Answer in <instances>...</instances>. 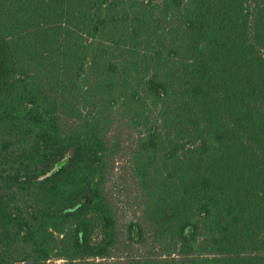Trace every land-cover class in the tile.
I'll return each instance as SVG.
<instances>
[{
    "label": "trees",
    "instance_id": "16d2710c",
    "mask_svg": "<svg viewBox=\"0 0 264 264\" xmlns=\"http://www.w3.org/2000/svg\"><path fill=\"white\" fill-rule=\"evenodd\" d=\"M0 264H264V0H0Z\"/></svg>",
    "mask_w": 264,
    "mask_h": 264
},
{
    "label": "rangeland",
    "instance_id": "374dc122",
    "mask_svg": "<svg viewBox=\"0 0 264 264\" xmlns=\"http://www.w3.org/2000/svg\"><path fill=\"white\" fill-rule=\"evenodd\" d=\"M66 163L61 162L57 168ZM128 170L123 163L116 164L108 186V194L113 199L118 213V220L122 225H128L139 216V187L127 175ZM124 225V226H125ZM62 262V261H59Z\"/></svg>",
    "mask_w": 264,
    "mask_h": 264
}]
</instances>
